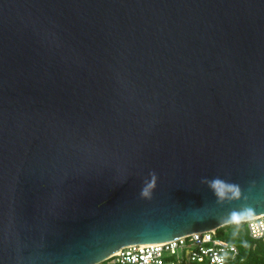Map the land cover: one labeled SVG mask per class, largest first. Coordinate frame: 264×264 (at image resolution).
Listing matches in <instances>:
<instances>
[{
  "label": "water",
  "instance_id": "95a60500",
  "mask_svg": "<svg viewBox=\"0 0 264 264\" xmlns=\"http://www.w3.org/2000/svg\"><path fill=\"white\" fill-rule=\"evenodd\" d=\"M262 214L264 0H0V264Z\"/></svg>",
  "mask_w": 264,
  "mask_h": 264
},
{
  "label": "built area",
  "instance_id": "2783aa9c",
  "mask_svg": "<svg viewBox=\"0 0 264 264\" xmlns=\"http://www.w3.org/2000/svg\"><path fill=\"white\" fill-rule=\"evenodd\" d=\"M249 236L264 240V214L242 221ZM237 247L216 235V229L175 239L131 245L98 264H227Z\"/></svg>",
  "mask_w": 264,
  "mask_h": 264
},
{
  "label": "trees",
  "instance_id": "16d2710c",
  "mask_svg": "<svg viewBox=\"0 0 264 264\" xmlns=\"http://www.w3.org/2000/svg\"><path fill=\"white\" fill-rule=\"evenodd\" d=\"M231 223L216 229V235L233 243L238 253L227 264H264V240L249 236L244 222Z\"/></svg>",
  "mask_w": 264,
  "mask_h": 264
},
{
  "label": "rangeland",
  "instance_id": "374dc122",
  "mask_svg": "<svg viewBox=\"0 0 264 264\" xmlns=\"http://www.w3.org/2000/svg\"><path fill=\"white\" fill-rule=\"evenodd\" d=\"M236 223H238V225H237V227H239V226H241V223L242 222H236ZM226 226V225H225ZM223 227V226H222ZM221 228V227H220Z\"/></svg>",
  "mask_w": 264,
  "mask_h": 264
}]
</instances>
